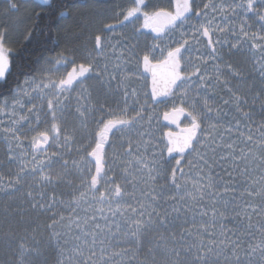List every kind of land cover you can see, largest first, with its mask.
<instances>
[{
  "label": "snow or ice",
  "instance_id": "1",
  "mask_svg": "<svg viewBox=\"0 0 264 264\" xmlns=\"http://www.w3.org/2000/svg\"><path fill=\"white\" fill-rule=\"evenodd\" d=\"M132 4L128 8L118 4L102 8L98 0H92L88 5L92 14L85 15L81 5L68 0H32L27 6L21 0H3L6 16L22 7L26 13L39 8L24 39L30 41L38 33L54 47L48 50L51 54L37 59L36 66L30 67L22 81H16L8 95L0 92V113L15 116L25 100L31 104L28 114L10 120L11 127L5 130L8 157L6 162L0 160V167L18 162V171L6 182L0 176V199L7 198L0 204V250L7 254L18 247V259L13 261L9 256L0 264H264V224L256 229L258 239L252 224L253 215L264 216V122L259 125L258 139L251 134L244 138L243 142L251 145L247 151L241 148L237 153L235 142L222 143L219 121L227 113L215 104V89H225L229 99L223 104L250 119L252 113L241 108L248 100L239 94L240 84L235 89L229 87L233 79L243 82L248 74L242 64L224 61L221 67L215 63L223 60V54L216 47L221 41H214L213 35L225 29L208 19L209 10L225 20L242 18L237 43L229 45L228 54L244 51L245 60L255 62L259 91L253 97L254 104L264 96V0H174V10L170 5L151 12H142L148 7L146 0H132ZM141 13L144 24L137 28ZM193 17H204L205 22L192 24ZM250 18L260 23L261 32L250 34L246 30ZM20 19L16 17V22ZM78 19L81 27L74 30ZM106 19L112 22L105 23ZM94 22L100 27L93 28ZM185 26L192 32H186ZM117 28H130L129 35L121 33L124 51L136 59L137 66L142 63L145 71H152L151 93L145 92L143 101L131 87L134 73L127 67L122 69L120 63L109 70L108 52H114L118 44L108 33ZM143 28H151L156 35L154 43L140 55L137 49ZM10 38L8 27H0V89L7 85L12 70ZM201 38H207L214 76L201 74V65L207 61L192 60L191 41L199 43ZM156 50L166 55L154 65L152 53ZM161 63L168 69L163 89L158 87L154 71ZM69 65L70 70L61 71ZM118 75L121 78L113 87ZM255 87L254 78L247 91L251 93ZM161 96L172 102L171 113L166 112L164 119L175 123L185 116L188 125L181 137L169 131L163 134L166 141L161 138L153 145L147 128ZM36 100L40 103L33 102ZM30 121H35L36 128L46 127L41 131L30 127L35 135L25 150L21 122ZM239 123L237 120V126ZM150 148L157 150L149 157ZM219 148H226L227 155H218ZM108 149L112 150L111 163ZM191 154L195 156L188 160ZM225 160L233 165L232 171L225 170L227 180L215 173L218 162ZM193 169L196 178L190 180ZM257 170L259 179H252ZM234 172L244 178L239 202L240 185L235 183ZM71 176L79 183L74 184ZM61 184L67 186L71 197L67 216L55 211L58 203H64L55 194ZM47 188L52 189L51 194ZM173 190L175 194H169ZM121 201H125L124 206ZM82 203L108 205L107 212L112 218L119 217L123 227L113 221V231L104 207L85 209V216L80 217L76 209ZM229 205L232 218L246 220V224L238 223L232 229L225 226ZM98 216L105 221L103 227ZM41 217H47L46 222L41 223ZM245 238H249L246 245Z\"/></svg>",
  "mask_w": 264,
  "mask_h": 264
},
{
  "label": "rangeland",
  "instance_id": "2",
  "mask_svg": "<svg viewBox=\"0 0 264 264\" xmlns=\"http://www.w3.org/2000/svg\"><path fill=\"white\" fill-rule=\"evenodd\" d=\"M123 1V0H122ZM204 2H208V0H204ZM214 2L219 3V0H214ZM21 3L24 4L25 6L29 5L32 3V0H21ZM124 3V2H123ZM146 3L148 4V7L143 8V11H148L151 12L153 11L156 7H170L172 6V10H174V0H146ZM2 4L3 0L0 1V18L3 17L6 19V27L10 28V34H11V39H15L18 36V32H20V25L22 26L23 23H26L29 21V17L32 14V9L29 10V12H25L24 7L21 8V11L18 13H9L7 16L4 15L3 10H2ZM133 6L132 0H126L125 5L122 6V8H128ZM202 6V5H201ZM16 17H21L20 21L17 23L16 22ZM208 19H212L214 25H219L221 28H224V32H217L215 35H213V40H220L221 44H217L216 47L220 50V52L223 54V60L222 61H216L215 63H220L221 67H223V62L224 61H231L235 65L240 66L241 64L245 68L247 72V79L243 82H239L235 79L231 81L229 84V87H233L235 89V86L237 84H240V91L239 94L244 95L245 98L248 100L247 105H241L242 111L244 112H251L252 116L251 118H245L241 113H237L234 108L231 106H225L223 104V100H228L229 99V94L228 92L221 88H216L215 93H216V99H215V104L222 109L223 112L227 113L226 116H222L219 123L222 124V127L220 131L224 135V140L223 144H229V143H234V146L236 148L237 153H239V150L242 148L245 151H247L248 147H251V145H246L243 140L245 137H247L249 134L253 136V139H258L259 137V125L264 122V110L261 109V100L264 99V96L261 98H257L255 100V103L253 104V97L256 95V92L259 91V73L257 70L254 69V61L252 59H247L245 60V56L247 55L246 52L242 51L240 53H236L235 51L232 52L231 55L228 54L229 52V45L237 43L235 36L239 33V26L241 24V17H236V18H229L228 20L222 19L220 13H212L211 10H209V16ZM107 20V19H106ZM104 21L105 23L112 22L111 20ZM205 22L204 17H200L199 19L193 17L191 20L192 24H196L199 26L200 23ZM248 25L250 27H246V30L251 34L253 32L259 33L261 32V27L259 22H255V18H250L248 20ZM1 23L0 25H2ZM95 24H98V22H95ZM144 24V19L142 16V13L140 14V18L136 21V27L140 28L141 25ZM98 26V25H97ZM97 26H94L97 28ZM18 28L19 31L14 32L13 29ZM232 29H235V31H232ZM151 30V28H143L142 32L145 31L141 36H140V44L139 48L137 49V53L142 55L143 50H146V46L150 47L154 41L153 37L156 35L155 32L152 31L155 35H149L146 33V31ZM185 31L191 33L192 29L189 28L188 26H185ZM123 33L124 35H129L130 34V28H125V29H120L117 28L115 32L108 33L109 35L115 36V39L113 40L114 44H118V46L115 48L114 52L111 50V52H108V55H111V58L107 59H113V57L116 56L115 59L111 60L110 64V69H112V66L116 63H120L122 66V69L124 67H127V69L133 70L132 73H134L135 79L131 81V87L135 88L138 93H140V99L143 101L144 96L143 94L145 92L149 93V80L146 78L143 73L142 69L139 66H137V61L135 58H130L125 50L126 44L123 39V36L121 35ZM190 39V37H189ZM243 39V38H242ZM227 42V43H224ZM128 43H134V41H128ZM192 43V52H191V57L194 63H200L201 60L207 61L206 64H202V73L203 75L207 76H214L215 75V63L209 59V52L210 49H208L207 43L205 38H201L199 40V43L196 41H191ZM223 45V46H221ZM163 46V45H162ZM247 45H245V48ZM123 53V54H122ZM107 55V57H108ZM154 59L153 61H156L160 59V56L162 55L159 50H156L154 53H152ZM187 55V54H186ZM131 60L130 63L128 61ZM104 63V61H103ZM102 63V64H103ZM203 69H206V71H203ZM224 75H227V72L224 73ZM255 78L256 82V87L253 89L251 93L247 91V85L252 83L253 79ZM209 92H212V89H209ZM150 94V93H149ZM36 104H39L40 101L36 100L33 101ZM166 105L164 103L158 104V106L154 105L153 106V111H152V122H151V127L147 128V131L150 132L152 139V144L155 145L157 143L158 139H163V130L166 128L164 125L161 123V118L166 112ZM31 107V104L28 103L26 100L24 102V108H17L15 110L16 115L11 116V115H6L3 113H0V157H3L5 159V162L7 161L8 157V144H6L5 141V130L7 128H10L11 125L9 123L10 120H15L18 119L19 116L21 115H27V109ZM239 121V125L237 126L236 121ZM23 123V128L21 129L24 135L21 137L22 140H24V148L25 150H29V143L28 141L30 138L35 135V131H30L31 128H35L36 131H41L44 130L46 125L42 124L40 125L39 128H36L35 121H30L28 123ZM227 129H231V131H227ZM10 139V137H8ZM147 139V137H146ZM160 147H163V143L159 145ZM52 149H49L51 151ZM157 150L155 148H150L149 149V157L151 151ZM218 155H227V149L226 148H219L217 149ZM73 155H75L73 153ZM108 156H109V163H111V157H112V150L108 149ZM195 154H191L187 157L188 160H192L194 158ZM174 163V161H173ZM185 170L187 171V164L184 165ZM244 165L240 164V168H243ZM233 165L231 161L225 160L222 163L218 162V166L215 167V173H218L220 177H224L225 180H227V175L226 171H232ZM16 171H18V162L17 163H12L8 164L5 163L3 167L0 169V176L3 177L4 181L6 182L11 174H14ZM119 173V169L117 170ZM233 175L235 176V183L239 184L240 187L237 189V202L240 201L239 198V192H242L244 190V185L242 183L243 177L239 175L238 172H234ZM260 172L254 171L252 173V179H259L260 177ZM196 178V172L195 169L192 171V175L190 180H194ZM73 181L74 184L79 183V179L76 176H71L69 177ZM117 179L119 180V174L117 175ZM31 180V178H29ZM160 183H163V181H160ZM189 189H191V182L189 183ZM103 190V188H101ZM131 187L128 188V191H131ZM46 192L51 194L52 189L47 188L45 189ZM137 193H139V188L137 189ZM56 196L58 197L59 200L63 201V204L58 203L55 211L57 213L63 214L65 216L69 215L71 212V209L67 206L68 201L71 200V197L69 196V189L67 188L66 185L61 184L56 188L55 192ZM77 195L79 193H76ZM183 194V193H182ZM92 194L89 193V196ZM98 195V194H97ZM5 198L0 199V203L2 204V201ZM7 199V198H6ZM228 199V197H226ZM102 207V205L99 204H90V203H82L79 208L76 209L77 215L80 217L85 216L86 212L85 209H96ZM104 207V206H103ZM115 207V205H113ZM231 205H229V213L228 219L231 220L232 217L234 216V213L231 212ZM105 214L109 217L110 220V213L107 212L108 205L105 207ZM88 215H91L92 212L89 211L87 213ZM264 218V216H262ZM98 222L102 224L103 226L105 225V221L98 216L97 218ZM108 220V221H109ZM226 220V222H227ZM71 240V237H69ZM30 243V244H29ZM28 243V245H32L31 241Z\"/></svg>",
  "mask_w": 264,
  "mask_h": 264
},
{
  "label": "trees",
  "instance_id": "3",
  "mask_svg": "<svg viewBox=\"0 0 264 264\" xmlns=\"http://www.w3.org/2000/svg\"><path fill=\"white\" fill-rule=\"evenodd\" d=\"M69 3H76L78 5H81V12L84 13L85 15H89L92 14L91 9L88 7V5H90L92 3V0H69ZM98 3L100 4V6L102 8L104 7H113L115 5H119L120 7L124 6L123 1L122 0H98ZM36 11H40L39 8H34L32 9V14L29 17V21H27L26 23H23L22 26L20 25V32H18V36L15 39H9V45L10 47L13 49L14 55L11 56V60H12V70H11V74L8 77V83L7 85L4 86L3 89H0V92H2L4 95H8L9 92L8 90L11 88L15 87L16 81L20 80L22 81L24 79V76L26 73L29 72L30 67H35L36 66V61L38 58H40L41 56L45 55V54H50L49 53V49L51 48V40L48 39L47 37L41 38L39 36L38 33L34 34L32 39L30 41H26L24 39V35L26 34L30 24H31V18H34L35 12ZM6 19L1 17L0 18V24L3 23L2 25H0V27H5L6 23H5ZM107 21V20H106ZM19 24V23H18ZM99 24V23H98ZM98 24H95V22L92 24L93 28H96L94 26H97ZM81 27L80 21L79 19L77 20V22L73 25L74 30H79V28ZM10 31V28H8ZM2 98V97H0ZM0 160H4L3 157H0ZM1 169V167H0ZM139 195V193H137ZM169 194H175L174 190L172 192H170ZM181 195H183L181 193ZM127 200V198H125ZM5 199H3L2 203L4 202ZM122 206H124L125 201H121L120 202ZM127 203H133L131 200H127ZM1 204V203H0ZM115 205V204H113ZM112 205V207H113ZM105 207L106 205H102V207ZM189 215H191V213H189ZM111 216V213H110ZM47 217H41V223L46 222ZM113 221H115V223H120L121 227H123V224L120 220L119 217L116 218H112L110 217V220L108 221L109 224H113V231H115V226ZM247 223L246 220H242V221H238L236 219H231V220H227V222H225V226L229 229L235 228L237 226L238 223ZM252 224H253V234L254 236L258 239L259 238V232L256 230L257 228H259L262 224H264V218L262 216H257V215H253L252 216ZM101 226L103 227V225L101 224ZM233 239H235V237H233ZM249 238H245V245L247 244ZM31 241V239H29L27 241V243H29ZM31 243L33 244V242L31 241ZM43 243V241H41V244ZM30 244V243H29ZM71 246V240L69 239V247ZM124 246V245H121ZM9 256L11 257V259L13 261L18 259V247L16 248L15 251H10L9 253L5 254L2 250H0V260H7L9 258ZM27 258V257H26ZM143 258V255L142 257ZM52 259H54V257H52ZM256 259H259V256L257 255Z\"/></svg>",
  "mask_w": 264,
  "mask_h": 264
},
{
  "label": "flooded vegetation",
  "instance_id": "4",
  "mask_svg": "<svg viewBox=\"0 0 264 264\" xmlns=\"http://www.w3.org/2000/svg\"><path fill=\"white\" fill-rule=\"evenodd\" d=\"M1 1V0H0ZM69 1V0H68ZM71 1H73V0H71ZM75 1V0H74ZM36 2L38 3L39 2V0H36ZM123 2H124V4L123 5H125V2H126V0H123ZM100 27V24H98V26H97V28H99ZM145 31H143L142 32V34L144 33ZM146 33H148L149 35H151L150 33H152V29L151 30H149V31H146ZM152 35H155L154 33H152ZM205 40H206V43H207V38H205ZM52 47H54V45H53V43H52V41H51V48ZM209 49V48H208ZM111 52V49L109 50V53ZM51 54V53H50ZM165 55H166V53L165 54H162L161 56H160V59H158V60H156V61H152V63L155 65L158 61H160V62H162L163 60H164V58H165ZM112 56L111 55H108V57L107 58H111ZM116 58V56L115 57H113V59H115ZM113 59H107V63H108V65H109V70H111L110 69V64H111V60H113ZM101 63H103V60L101 61ZM161 67H162V69H161V71H160V78H158V82H162L163 83V86L162 87H164V79H165V76H166V74H167V72H168V69H167V67L166 66H164L162 63H161ZM70 68H71V65H69L68 66V69H62L61 71H67V70H70ZM140 68L142 69V73H143V75L146 77V78H148V80H149V89H150V92L149 93H151V87H150V85H151V81H152V78H150L149 76H147V75H145V72H144V68H143V64L142 63H140ZM158 69H159V67H157ZM130 72H133V70H131V69H128ZM105 78H107V77H105ZM121 77L118 75V79H117V81H113V84H112V86L113 87H115L116 86V84L118 83V81H119V79H120ZM95 81L94 80H90L89 81V83H94ZM75 95H77V93H73V96H75ZM163 97V96H162ZM160 102L159 103H156L155 105L156 106H158V104H160V103H164L166 106V112H168V113H171V109H172V102L168 99V98H166V97H164L163 99H158ZM165 112V113H166ZM164 113V114H165ZM161 123L164 125V127L166 128L165 130H163V133L164 132H168V131H171L173 134H174V136L175 137H177V138H179V137H181L182 135H183V133H182V129L183 128H185L187 125H188V119L185 117V116H181L180 118H179V120H177L175 123H173V121L171 120V119H169V120H165L164 119V115L162 116V118H161Z\"/></svg>",
  "mask_w": 264,
  "mask_h": 264
},
{
  "label": "water",
  "instance_id": "5",
  "mask_svg": "<svg viewBox=\"0 0 264 264\" xmlns=\"http://www.w3.org/2000/svg\"><path fill=\"white\" fill-rule=\"evenodd\" d=\"M161 66H162V65L160 64L159 69H158V68H155V69H154V71H155L156 74H157V80H158V78H160V71H161V69H162ZM145 75H148L150 78L153 79L152 71H145ZM162 86H163V83H162L161 81L158 82V87H159L160 89H163ZM151 89H152V81H151ZM164 139H165V141H166L167 137L165 136Z\"/></svg>",
  "mask_w": 264,
  "mask_h": 264
}]
</instances>
